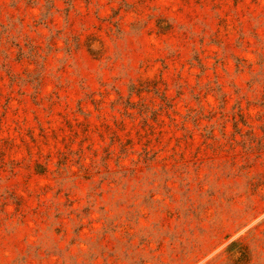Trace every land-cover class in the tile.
<instances>
[{"label": "rangeland", "instance_id": "1", "mask_svg": "<svg viewBox=\"0 0 264 264\" xmlns=\"http://www.w3.org/2000/svg\"><path fill=\"white\" fill-rule=\"evenodd\" d=\"M0 264H264V0H0Z\"/></svg>", "mask_w": 264, "mask_h": 264}]
</instances>
